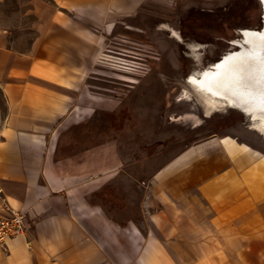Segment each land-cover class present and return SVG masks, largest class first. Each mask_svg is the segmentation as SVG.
<instances>
[{"label": "crops", "instance_id": "0c3cea01", "mask_svg": "<svg viewBox=\"0 0 264 264\" xmlns=\"http://www.w3.org/2000/svg\"><path fill=\"white\" fill-rule=\"evenodd\" d=\"M29 4L27 49L0 26V189L30 219L0 264H264V222L236 215L244 193L264 200V156L228 137L200 141L157 164L148 191L82 105L104 43L92 25L135 0Z\"/></svg>", "mask_w": 264, "mask_h": 264}, {"label": "rangeland", "instance_id": "374dc122", "mask_svg": "<svg viewBox=\"0 0 264 264\" xmlns=\"http://www.w3.org/2000/svg\"><path fill=\"white\" fill-rule=\"evenodd\" d=\"M30 1L36 2L0 0V26L18 51L33 39L22 32L33 21ZM131 7L124 16H98V25L92 20L104 43L88 69L82 101L93 110L99 138L112 136L118 143L122 170L147 178L140 186L149 191L157 164L200 141L228 137L264 156V133L252 128L249 116L229 107L208 115L187 82L194 71L236 50L240 31L261 27V1L135 0ZM6 111L0 93V128ZM240 207L236 215L250 219L251 227L264 222V200L244 193Z\"/></svg>", "mask_w": 264, "mask_h": 264}, {"label": "bare ground", "instance_id": "6f19581e", "mask_svg": "<svg viewBox=\"0 0 264 264\" xmlns=\"http://www.w3.org/2000/svg\"><path fill=\"white\" fill-rule=\"evenodd\" d=\"M260 1L264 7V0ZM242 31L245 41L251 42L255 47H264V44L253 43L256 37L252 32ZM260 61H264V54L258 60L248 56L236 60L226 58L224 62L215 65L213 70L210 68L213 64H210L200 71H194L187 82L203 99L208 115L224 107L237 108L240 106L237 97L241 90L248 88L250 93L256 90L253 95L256 98L264 96V63L260 64ZM182 98H189V94L184 93ZM250 113L252 115L248 116L253 122L252 128L264 133V116L259 117L253 112Z\"/></svg>", "mask_w": 264, "mask_h": 264}, {"label": "water", "instance_id": "95a60500", "mask_svg": "<svg viewBox=\"0 0 264 264\" xmlns=\"http://www.w3.org/2000/svg\"><path fill=\"white\" fill-rule=\"evenodd\" d=\"M246 31L252 32L256 37V40L253 41L254 44L256 43L264 44L263 42L264 41V7L262 11L261 27L258 30H246ZM243 32L244 31H240L239 37L233 42V45L234 47H236V50H231L224 53L217 60L209 63L205 67H208L210 64H213V66H210V68L213 70L215 65L224 62L226 58L229 60H236L248 56L249 58L252 59H257V60L260 59L264 54V47L262 48L261 46L259 47L252 46L251 42L245 41L244 39L245 36ZM259 63L260 64L264 63V61H260ZM261 69L263 70V68ZM246 90H248V88ZM246 90H241L238 93L239 96L237 97V100L239 101L240 106L237 107V109L240 110L242 113L246 114L247 116L252 115L250 112L257 114V116L259 117L264 116V105H263L264 96H258L256 98L253 96L256 90H253L251 93H250V89L248 91Z\"/></svg>", "mask_w": 264, "mask_h": 264}, {"label": "built area", "instance_id": "2783aa9c", "mask_svg": "<svg viewBox=\"0 0 264 264\" xmlns=\"http://www.w3.org/2000/svg\"><path fill=\"white\" fill-rule=\"evenodd\" d=\"M30 228V219L23 211L12 209L0 189V253L7 251L9 238L23 235Z\"/></svg>", "mask_w": 264, "mask_h": 264}]
</instances>
